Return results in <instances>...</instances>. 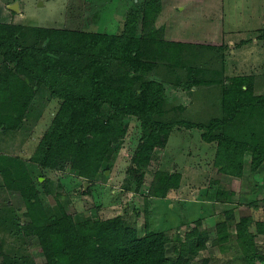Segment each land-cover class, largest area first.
<instances>
[{
	"label": "trees",
	"instance_id": "obj_1",
	"mask_svg": "<svg viewBox=\"0 0 264 264\" xmlns=\"http://www.w3.org/2000/svg\"><path fill=\"white\" fill-rule=\"evenodd\" d=\"M160 11L161 0L135 2L118 35L0 24V129L7 130L8 118L17 127L39 117L31 109L40 90L59 103L40 146L41 177L45 170L69 165L71 174L91 186L121 150L126 119L139 126L129 158L138 188L141 168L155 159L174 129L199 130L202 142L215 147L214 167L224 176L243 178L247 155L251 173L264 164V94L256 93L255 76L227 77L223 44L186 35L166 38L164 26H156ZM256 38L264 50V29ZM168 89L190 96L201 92L197 99L205 110L195 119L186 117L183 104L169 102ZM180 180L179 173L157 171L149 196L170 197ZM222 188L214 187L205 200L232 204L236 195ZM61 197L56 190L55 204L44 206V219L22 218L11 204L0 219L18 237L21 225L31 224L26 239L44 264H197L202 252L228 241L224 221L215 224L210 243L212 234L201 232L199 221L183 239L172 240L146 221L140 228L121 214L101 219L98 207L90 214L72 211L71 201ZM259 235H264L262 223L235 220V241L245 264H264ZM25 262L24 255L5 253L0 245V264Z\"/></svg>",
	"mask_w": 264,
	"mask_h": 264
},
{
	"label": "rangeland",
	"instance_id": "obj_2",
	"mask_svg": "<svg viewBox=\"0 0 264 264\" xmlns=\"http://www.w3.org/2000/svg\"><path fill=\"white\" fill-rule=\"evenodd\" d=\"M142 1L0 0V24L118 35L123 30L125 15L130 6ZM14 4L16 12L9 8ZM156 26H162L158 18ZM206 40L212 41L211 38ZM222 44L227 47L226 62L229 48L225 38H222ZM235 70L225 68V75L233 76ZM3 71L4 64L0 57V72ZM194 93L192 97L179 89H168L167 98L172 104H183L187 109L185 116L195 119L205 108L197 99L202 93ZM58 106L57 100H49L47 92L40 90L31 109L38 112L36 114L39 117L33 115V118L23 120L17 127H14L12 118H8L7 130L0 129V219L7 214L10 204L18 209L22 218L29 217L31 221L44 219V206L55 204L57 190L62 199L67 197L71 201L72 211L90 214L98 207L101 219L121 214L130 224L140 228L146 221L151 230L166 232L172 240L176 235L183 239L186 232L199 221V230L212 234L208 238L210 243L215 236V224L224 221L230 235L228 241L209 248L208 252H202L204 256L196 258L197 264H245L234 239L233 214H225L222 209L239 207L243 210L242 206L264 208V164L255 173H251L250 157L247 155L243 178L224 176L214 167L215 147L202 142L199 130L174 129L166 146L157 151L155 159L148 166L141 168L144 177L138 188L129 167V158L137 140L139 126L134 119H126V133L119 141L121 150L110 160L109 171L98 175L91 186L88 184L85 187L81 179L71 174L69 165L63 170H45L41 177L40 163L44 155L40 146L45 143V135ZM159 170L181 175L180 189L165 199H153L148 193L155 173ZM43 181L47 183V191L45 184L42 185ZM217 186L234 192L236 196L232 204H216L205 200L209 191ZM89 188V193L84 194L83 191ZM19 194L22 201H19ZM203 220L205 227L201 225ZM6 226V222L0 225L3 252L15 256L24 255L26 262L23 264H44L40 251L30 247L26 239L32 234L31 224L21 225V237L11 235ZM258 245L262 248L260 243ZM211 252H215L212 254H215L213 256L218 262L212 260L208 263L210 257L207 255Z\"/></svg>",
	"mask_w": 264,
	"mask_h": 264
},
{
	"label": "crops",
	"instance_id": "obj_3",
	"mask_svg": "<svg viewBox=\"0 0 264 264\" xmlns=\"http://www.w3.org/2000/svg\"><path fill=\"white\" fill-rule=\"evenodd\" d=\"M158 20L167 37L186 35L206 42L211 38V44H222L225 38L229 48L225 68L236 69L233 76H255V91L264 94V50L256 39L264 29V0H161ZM254 207L222 210L233 214V221L251 219L264 225V208ZM201 223L205 227V220ZM257 242L264 251V235H259ZM212 253L207 257L218 262Z\"/></svg>",
	"mask_w": 264,
	"mask_h": 264
},
{
	"label": "water",
	"instance_id": "obj_4",
	"mask_svg": "<svg viewBox=\"0 0 264 264\" xmlns=\"http://www.w3.org/2000/svg\"><path fill=\"white\" fill-rule=\"evenodd\" d=\"M13 12H16L17 11V8H16V4L12 5L9 7ZM88 184H84V186L86 187Z\"/></svg>",
	"mask_w": 264,
	"mask_h": 264
}]
</instances>
